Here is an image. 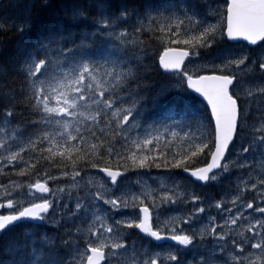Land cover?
<instances>
[{
    "label": "snow or ice",
    "instance_id": "obj_1",
    "mask_svg": "<svg viewBox=\"0 0 264 264\" xmlns=\"http://www.w3.org/2000/svg\"><path fill=\"white\" fill-rule=\"evenodd\" d=\"M20 19L0 41V264H264V0Z\"/></svg>",
    "mask_w": 264,
    "mask_h": 264
},
{
    "label": "trees",
    "instance_id": "obj_2",
    "mask_svg": "<svg viewBox=\"0 0 264 264\" xmlns=\"http://www.w3.org/2000/svg\"><path fill=\"white\" fill-rule=\"evenodd\" d=\"M43 2H45V0H41V3ZM47 2H50L53 5V8L48 12H41L39 8H34L33 0H4L0 4V10L8 14V16L12 17L14 20L13 23H19L21 27H27L25 24L21 23L20 17L25 16L29 10L32 11V14L34 16L43 19L47 16H51L56 11L57 5L62 6V0H47ZM19 13H23V15H18ZM12 24L10 26H12ZM9 28L10 27H5L6 30L0 32V41H7L9 50H12L16 47L20 37L15 29H13L12 27L11 29ZM161 50L162 48L159 49V51ZM9 84L13 86H19L20 78H9ZM215 193H217V196L219 195V192L215 191Z\"/></svg>",
    "mask_w": 264,
    "mask_h": 264
},
{
    "label": "rangeland",
    "instance_id": "obj_3",
    "mask_svg": "<svg viewBox=\"0 0 264 264\" xmlns=\"http://www.w3.org/2000/svg\"><path fill=\"white\" fill-rule=\"evenodd\" d=\"M20 14L21 13H19L18 15H20ZM3 15H7L8 16V14H6L3 11L0 10V16H3ZM22 17H24V16H21L20 18H22ZM13 21H14L13 18L11 20H9L7 22V24H5V25H7L5 27H10L9 29H11L12 26H10V25L13 23ZM0 23H3V20H0ZM17 25L19 27H21L19 23H17ZM244 45H246V44L240 42V44L236 45V46L237 47H242ZM187 67L190 69L192 67V65L191 64H187ZM238 175H240L238 172H234L231 176H228L226 179H224L222 181H217L215 183H210L209 186H208L209 188L207 186H205L204 188L200 187V188H197V191L199 193H201L202 195L206 196V197H214L215 199L218 200V199H220L221 195H223L225 192H227L230 188L234 187V182L236 181V177ZM131 179L134 180L135 177H131ZM241 187H243V185H241ZM215 191L219 192V196L218 197H216ZM253 196H254V193H252V192H249V193L246 194V198L248 200H251L253 198ZM213 214H215V213H213ZM187 258L189 260H191L192 259V253H188L187 254Z\"/></svg>",
    "mask_w": 264,
    "mask_h": 264
},
{
    "label": "bare ground",
    "instance_id": "obj_4",
    "mask_svg": "<svg viewBox=\"0 0 264 264\" xmlns=\"http://www.w3.org/2000/svg\"><path fill=\"white\" fill-rule=\"evenodd\" d=\"M20 15H23V13H21ZM158 59V58H157ZM216 197H218L217 195H216Z\"/></svg>",
    "mask_w": 264,
    "mask_h": 264
},
{
    "label": "water",
    "instance_id": "obj_5",
    "mask_svg": "<svg viewBox=\"0 0 264 264\" xmlns=\"http://www.w3.org/2000/svg\"><path fill=\"white\" fill-rule=\"evenodd\" d=\"M1 1V0H0ZM246 42V41H245ZM247 43V42H246ZM198 95V94H197Z\"/></svg>",
    "mask_w": 264,
    "mask_h": 264
}]
</instances>
